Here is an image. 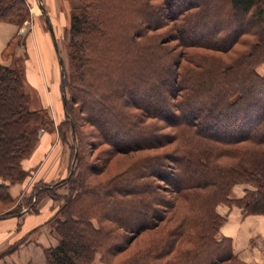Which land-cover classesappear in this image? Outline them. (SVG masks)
Returning a JSON list of instances; mask_svg holds the SVG:
<instances>
[{
  "label": "trees",
  "instance_id": "trees-1",
  "mask_svg": "<svg viewBox=\"0 0 264 264\" xmlns=\"http://www.w3.org/2000/svg\"><path fill=\"white\" fill-rule=\"evenodd\" d=\"M73 1L78 3H73L70 26L75 68L65 85L81 88L72 98L81 99L83 113L94 115L92 123L117 153L178 145L158 156H139L128 170L97 188L83 187L72 175L47 183L50 187L38 185L36 200L40 190L71 181L69 193L58 195L59 242L47 248L48 263L96 264V253L102 251L105 264H248L234 252L233 240L220 236L226 216L217 206L264 214V75L257 69L264 62V0H164L158 6L152 0ZM24 4L0 0V21L17 25ZM129 6L144 17L141 27L146 21L150 30L175 22L173 40L183 48L223 54H235L237 44L243 49L231 62L204 56L202 63L193 56L199 65L183 66L159 37L138 40L144 33L123 25L122 13ZM133 62L142 67L132 70ZM115 81L119 84L111 89L109 82ZM145 85L148 91L140 92ZM67 109L75 125L73 100H67ZM43 116L29 108L22 75L0 63V177L5 181L22 182L29 175L22 162L39 140ZM149 118L177 133L148 130L144 124ZM75 143L79 153L80 139ZM237 184L248 186L241 198L232 195ZM145 185L152 187V196ZM6 188L0 184L1 191ZM90 195L94 198L87 202ZM114 204L120 208L112 209ZM125 204L130 208L120 210L122 217L110 211ZM20 206L1 217L20 212ZM107 213L118 228L105 223L103 215L99 225L92 220ZM158 228V235L136 245L141 233ZM181 240L193 246L181 247Z\"/></svg>",
  "mask_w": 264,
  "mask_h": 264
},
{
  "label": "rangeland",
  "instance_id": "rangeland-1",
  "mask_svg": "<svg viewBox=\"0 0 264 264\" xmlns=\"http://www.w3.org/2000/svg\"><path fill=\"white\" fill-rule=\"evenodd\" d=\"M41 1L49 14L54 28L56 43L63 60L65 76L67 77L65 79L66 83V80L70 78L74 66L72 65V56L74 57L75 55V49H73V47L75 48V45H72L70 26L71 15L76 8L73 3H78L73 0ZM24 2V10L21 11L22 19H19L17 25H14L9 21H0V24L4 23L15 26L12 28L9 25L12 29L8 30L13 33V36L9 38V41H7L8 36L5 34L6 29L0 28V63L14 67L22 75L23 88L25 90L29 108L41 111L45 120L42 122L43 125L40 128L39 140L37 144L31 154L24 158L22 162V167L29 175L22 182L11 183L8 181L9 184L17 186V193H15V195L9 193V187L4 191L0 190V217L5 213L19 210L21 207L20 205L25 206V204L30 203H33L34 205L32 209H30V212L38 211L39 208L47 209L46 211L49 216V239L45 241V245L48 247L43 248V256L45 263L49 264L46 250L47 248H50V246H54L59 242V237L55 230V224L57 223L56 216L58 215V210L61 204V199L58 195L69 193L71 181L69 180L63 184L57 182L55 183L56 185L53 187L51 186L50 189L40 190L37 200L32 198L38 185H47L50 187V184L47 183H53L58 180L52 179L50 182H46L41 174L38 175L40 166H42V164H44V162L48 159L49 153H47V151L52 149V159L56 161L58 167L61 166L64 168L63 173L61 174L62 176L70 177L72 175L76 178V180L78 179L81 184L85 183L83 187L88 186V188H97L104 182L108 183L109 179H112L115 175L118 176L121 172L124 173V171L128 170L132 164L137 161L139 156H158L159 152L171 150L178 145V143L169 144L163 149H150L128 154L117 153V151H114L115 148L112 147L109 141H107L108 139L105 132L92 123V116L94 115L92 113H90V115L89 113H83L82 109L84 103L81 102V99H79L77 103V100L72 98L74 94L80 95L77 90H80L81 87L71 88L69 85H65L67 100H73V107L75 108L74 116L76 115V124H70L69 119H72V115L68 118L67 103L64 104L63 100L62 68L57 54L55 41L47 24L45 14L41 9L38 0H24ZM163 2L164 0H152L151 4L158 6L162 5ZM119 4H121V2ZM133 4L138 6L137 1ZM128 8L129 11L126 9V11L122 13L123 25L131 24L133 26V31L137 27V31H141L142 34L144 33V35L141 36L142 38L138 37V40L144 41L147 39L146 36L159 37L160 41L165 43V46H167L173 53L175 52L177 54V56L181 59L183 66L194 67L199 65L195 60L192 61V58H194L193 56L196 57L198 62L202 63H206L202 58L204 56H217L222 61L231 62L236 58L238 52L243 49L242 45L237 44L235 46V54L229 52L223 54L221 52L208 51L204 49L183 48L177 44L176 40H173V34L175 32L172 25H174L175 22L167 20L161 24L163 25L162 27L156 29L158 25H153L154 28L150 30L148 27H144V25H147V21L143 24V27L140 26V22H142L144 17L140 16L138 9L134 12V8H131V6ZM211 14L213 15V13ZM126 20H129V23L124 22ZM135 23H137V25H135ZM139 32L135 34L139 35ZM247 37L248 36L244 37L246 41H248ZM4 41H7V46L3 51H1ZM148 57L153 58L151 54H149ZM209 63H211V61ZM137 64L140 63L133 62L130 65V68L132 70H137L142 67L141 64L139 67ZM102 68L105 70L104 67ZM257 69L261 75H264V62L258 65ZM76 70L79 71L80 69L76 66ZM125 78L126 77L123 76L120 80ZM109 83L111 89H114L119 84L116 81L113 82V84H111V82ZM139 88L140 92H142L141 89L143 88H147L144 89V91H148V85L141 86ZM143 98L146 97L144 96ZM144 125H148V130H159L161 133H177L175 128L173 129L167 126L164 122L155 118L147 119ZM75 138L80 139V149L79 153H77L78 155H76V151L74 149V146L77 144L75 143ZM48 144L49 149L46 151L45 146ZM75 156L78 158L76 157V160L74 161ZM49 160H51L50 156ZM132 172L133 171L125 175L122 173L123 177H129ZM3 180L2 177H0V183L3 182ZM145 188H148L147 190H150L151 188L149 196L154 194L152 187L145 185ZM101 189L102 188H99L98 190ZM94 190L96 192L98 191L96 189ZM102 191H107V188ZM83 192L84 190L82 189L81 194ZM236 192L237 191H234L233 195H236ZM6 193H8V195ZM93 198V195L88 196L87 202L92 201ZM32 199H34V201ZM106 199L107 201L110 200L108 197ZM124 201L126 202V200ZM136 202L138 203V201ZM142 205L143 203L141 206ZM226 205L227 204L224 203L219 204L217 206V210H219L218 208L220 207L221 211L225 212L228 210V205ZM128 206V204L123 205L119 211L110 210L111 207H109L108 210L115 213L117 212L116 214L119 217H122L124 213H120V210L124 211L130 208ZM113 207L114 208L112 209L120 208L115 204ZM24 208H28V206H25ZM109 214L112 213L97 214L92 217V220L96 225H99L98 218L101 220V216L103 215V217H105V223L108 222L107 224L111 227L118 228V224L108 221L107 215ZM260 215L264 216V214ZM6 221L7 219H0V247L4 245V247L0 249V264H8L6 259L7 255L13 252L15 253L21 244L27 242L30 234L35 233L38 230L26 232V230H23L21 226H15L13 229H7L6 227H9V223L5 224ZM226 221L227 219L224 223H226ZM228 221L230 223H236L238 226V222H235L234 217L230 216ZM167 225L168 224H163V228H167ZM169 225L172 227L173 223H170ZM221 228L219 234L220 236H223ZM119 229H122L119 232H123V228ZM160 232L161 228L156 230H146L138 237L136 245H139L140 243L143 244L147 237H154ZM257 240H261L260 237H257L256 240H253V242L257 244ZM36 241L37 240L35 239L34 242ZM180 246H185L186 248L193 246V243L181 240ZM35 248L36 245L34 244L31 250ZM31 250H24V253H28ZM127 254L128 253L123 254L122 258ZM104 257L105 255L102 251L97 252L94 260L95 263L105 264L103 262Z\"/></svg>",
  "mask_w": 264,
  "mask_h": 264
},
{
  "label": "crops",
  "instance_id": "crops-1",
  "mask_svg": "<svg viewBox=\"0 0 264 264\" xmlns=\"http://www.w3.org/2000/svg\"><path fill=\"white\" fill-rule=\"evenodd\" d=\"M9 25L12 28L15 27L11 24H0V28L6 29L5 34L8 36L7 41L13 36V33L9 31L12 29ZM7 41H4L1 51L7 46ZM48 146L49 144L45 146L46 151L49 149ZM47 153H49L48 159L42 164V166H40L38 175L41 174L46 182H50L52 179H65L66 176L61 175L64 168L61 166L58 167L56 161L52 159L53 150L50 149ZM49 156L51 157V160H49ZM0 184L8 186L10 194L15 195V193H17V186L9 184L8 181L3 180ZM246 187L248 186L245 184H237L233 189V192L237 191L235 193L236 195H232L235 198L243 197ZM227 207L228 210L225 212L221 211L220 207L218 208V211H220L221 214L225 216L227 215V221L221 228V233L223 236L230 237L233 240L234 252L240 260L250 264H264V216L260 214H245L243 209L238 206ZM46 210L47 209L39 208L38 211L30 212L31 210L29 208H24L23 206V209L20 212L15 213L18 215L0 218L4 220L7 219L5 222V224L9 223V227H6L7 229H13L15 226H21L26 232L38 229L35 233L30 234L27 242L21 244L15 253L13 252L7 255L6 259L8 264H46L43 256V248L48 247L45 245V241L49 239V216ZM230 216L235 218V222H238V226L236 223L234 224L228 221ZM257 237H260L262 240H257L258 245L253 242ZM35 239L37 240L36 242H34ZM34 244L36 245V248L31 250ZM2 247H4V245H2ZM2 247H0V249ZM27 249H30L31 251L24 253V250Z\"/></svg>",
  "mask_w": 264,
  "mask_h": 264
},
{
  "label": "water",
  "instance_id": "water-1",
  "mask_svg": "<svg viewBox=\"0 0 264 264\" xmlns=\"http://www.w3.org/2000/svg\"><path fill=\"white\" fill-rule=\"evenodd\" d=\"M38 2H39V5H40V7H41L43 13L45 14V18H46V20H47V24H48V26H49V29H50V31H51V33H52V36H53V38H54V41H55L57 54H58V56H59V60H60L61 68H62V91H63V100H64V104H66V103H67V94H66V91H65V77H66V76H65V72H64L63 60H62L61 54H60V52H59V48H58L57 43H56L55 32H54V28H53V25H52L51 19H50V17H49V14L47 13V10H46V8H45L43 2H42L41 0H38ZM77 153H78V146L76 147V155H77ZM76 157H77V156H75L74 161L76 160ZM63 180H64V179H63ZM61 181H62V180H61ZM58 182H59V181H58ZM36 192H37V191H36ZM36 192H35V193H36ZM35 195H36V194H35ZM15 215H18V214L6 215V216H4V217H11V216H15ZM0 218H1V217H0Z\"/></svg>",
  "mask_w": 264,
  "mask_h": 264
}]
</instances>
